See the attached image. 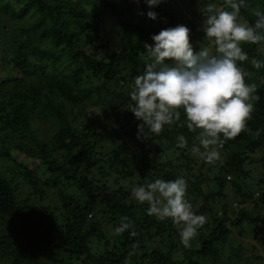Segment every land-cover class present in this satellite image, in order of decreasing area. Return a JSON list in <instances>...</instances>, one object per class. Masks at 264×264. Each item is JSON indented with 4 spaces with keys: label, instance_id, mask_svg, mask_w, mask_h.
<instances>
[{
    "label": "trees",
    "instance_id": "1",
    "mask_svg": "<svg viewBox=\"0 0 264 264\" xmlns=\"http://www.w3.org/2000/svg\"><path fill=\"white\" fill-rule=\"evenodd\" d=\"M210 2L188 0L193 19L180 22L163 0L152 9L166 19L158 26L141 15L144 0H0V264H40L47 256L53 263L60 257L58 264H198L196 255L213 259L228 248L230 227L240 235L232 237L240 242L238 259L243 238L264 240V181L256 182L257 170L252 190L241 181L249 175L244 160L264 153V67L251 63L264 61V42L242 44L249 57L241 64L245 82L256 85L260 99L245 129L218 146L220 159L212 164L191 151L199 132L184 126L183 114L153 134L147 128L141 133V121L128 110L135 77L148 63L144 44L161 29L184 24L197 46L202 32L195 20L202 22L200 9ZM257 10L264 12V0H246L240 16L254 23ZM33 120L51 122L47 139ZM181 134L185 148L176 147ZM259 160L264 176L263 154ZM96 165L101 179L91 171ZM213 168L217 190L203 191L202 180H210L204 172ZM177 177L187 182L193 212L206 217L190 247L181 244L177 225L149 215L147 203L130 196L146 181ZM228 184L242 200L236 213L226 204ZM49 194L59 206L41 205ZM250 202L258 214L249 213ZM122 217L132 227L117 233ZM246 221L254 225L252 235L243 230Z\"/></svg>",
    "mask_w": 264,
    "mask_h": 264
},
{
    "label": "clouds",
    "instance_id": "2",
    "mask_svg": "<svg viewBox=\"0 0 264 264\" xmlns=\"http://www.w3.org/2000/svg\"><path fill=\"white\" fill-rule=\"evenodd\" d=\"M162 2L144 0L149 10L141 15L156 21L158 14L152 9ZM225 4L230 10L217 11L212 3L200 9L203 46L195 53L189 40L190 30L184 24L152 35V44H144L148 63L135 77L129 93L128 110L141 121V133L147 128L150 133L159 134L183 114L184 126L190 132H199V145H193L191 151L207 163L220 159L218 146L245 129L253 102L260 99L255 94L256 85L245 82L248 73L241 64L249 59L242 44L264 42V12L257 10L255 22L249 23L240 16L246 0H225ZM251 63L257 69L264 67L261 60L253 59ZM176 141L177 148L187 146L182 134ZM186 190L183 177L167 181L158 178L133 187L130 196L138 204L147 203L149 215L177 225L181 244L190 247L206 217L193 212L185 198ZM131 227L129 218L122 217L116 232Z\"/></svg>",
    "mask_w": 264,
    "mask_h": 264
},
{
    "label": "rangeland",
    "instance_id": "3",
    "mask_svg": "<svg viewBox=\"0 0 264 264\" xmlns=\"http://www.w3.org/2000/svg\"><path fill=\"white\" fill-rule=\"evenodd\" d=\"M131 1L134 2V0H131ZM167 1H169L171 6L173 7L174 13H175L176 18L178 19V21L183 22L186 17L189 18V19H193L191 17L190 13H189V11L191 10V7L188 4V0H167ZM210 1H211L210 3H212L214 5L215 10H217V11L223 10L224 7L226 6L225 0H210ZM142 8H143V11H146V12L149 10L146 5H143ZM156 12L158 14L157 20L156 21H152V23L154 25H158V26L167 25L166 19L163 18L159 14L160 11H156ZM195 21L198 22L200 24V26L202 25V22H199L198 20H195ZM200 32H202L201 29H200ZM5 34L7 35V37L10 36L8 30H6ZM203 35L204 34L202 32V34L199 35L197 37V39L195 38L194 41H196V42L201 41L200 44H202L203 43ZM193 38H194V36H193ZM205 43H207V42H205ZM200 44H197V46H196L194 43H192L194 53L196 51H199L200 47L203 46V45H200ZM207 46L209 48L212 47L210 44H208ZM1 54H2V51H0V55ZM33 123H34V126L36 127V129L39 132L38 136L40 138H42V139H47L49 137L50 133H51V129H50L51 122L47 121V122H43L42 123V122H38L37 120H33ZM125 139L128 142V145H130V146H132V147H134L136 149H138L140 147V145H141L138 141H135V143H133V140H130L128 138H125ZM262 154L264 155V153H262ZM262 154H257V155H254V156L250 157V159H248V160L247 159L244 160L246 165H248L246 171H248V173L250 175V177H249L248 174L244 175V177H241V181L243 182L242 185L244 187L243 189L245 191L252 190L254 187H256V186H253V185H256V184H254L253 180H251V174H252L251 172H254V170L258 171V174H255V175L261 176L260 179H256V182L259 184V180L260 181H264V176L262 174L263 170L261 169V162L259 160L260 157L262 156ZM26 160H27V163H28V159H26ZM4 164L8 168H10V165L7 162H4ZM211 164H208V165H211ZM34 165H35V163L31 162L29 164V168L32 169V167ZM98 169H99V166L96 165L95 167H93L91 169V171L99 179H101V176H100L101 174H100ZM214 170H215V168H213L211 171H207L206 170L204 172L205 176H207V175L210 176V180L206 181V182H204L202 180L203 183L201 184V188H202L203 191L207 192V191H216L217 190V186H216V184L214 183V181L212 179ZM10 174H11V172H10ZM39 174H40L39 177L42 180L46 179L47 174L45 173L44 169L41 172H39ZM102 180H103V178H102ZM74 192H75L74 189L70 190V193H74ZM75 193H78V192H75ZM223 193L227 197L226 204L228 205V211L230 210V211H233L235 213L240 211L241 205L239 204V202L242 201V200L239 198L238 195L235 194V189L232 188V186L230 184H228L223 189ZM22 195H26V194L23 193ZM254 196L257 197L256 193H255ZM216 199H218V198L216 197ZM220 200L221 199L219 198V201ZM221 201H223V200H221ZM200 204H201V202H198L195 205H200ZM41 205H47V206L55 207V206H59V202H57V198L55 197V195H50L49 194L48 199L45 200ZM247 205H248L247 208H248L250 214H252V215L255 214L256 215V214L259 213L258 211H256L255 209L252 208L253 206H252L251 202L249 204H247ZM195 208H197V206H195ZM216 209H218L217 212L219 213L220 212V204H218V206L216 205ZM228 216L233 218L232 212H231V214H228ZM234 217H236V214H234ZM229 225H230V223H228V226ZM242 225H243L242 227H243L244 232L245 233H250L252 235L253 230H254L253 229L254 225L248 223L247 221L244 222ZM230 228H231L232 234L230 235L231 237H229V241H228V244H227L228 248L222 250L221 253H219V255L216 258H213V259L212 258H203L200 255H196L193 258V260L196 261L198 264H264V240H261V241L258 242L257 239L252 238V236H250V235L248 237L243 238L244 242H242V244H241L243 249H244L242 251V253H241V254H243V257L241 259H238V258H240V256L238 255V254H240V252L237 249H239L238 245L240 244V242L237 241V239L233 240L232 237L236 236V237L239 238L240 235L238 234L237 228H233V227H230ZM207 230H208V227L206 228V231ZM262 236L259 235V232L257 233L258 239L263 238ZM196 237L194 238L195 241H196ZM190 243H192V242H190ZM233 249H235L234 250L235 252H233ZM178 253H179V257L182 258L184 251L181 250V251H178ZM259 257H261V260H260ZM59 258L60 257H58V259H57L58 261L60 260ZM58 261H57V263H53V259L51 257L47 256L46 258H41L40 264H52V263L53 264H58ZM76 264H81V263H76Z\"/></svg>",
    "mask_w": 264,
    "mask_h": 264
}]
</instances>
